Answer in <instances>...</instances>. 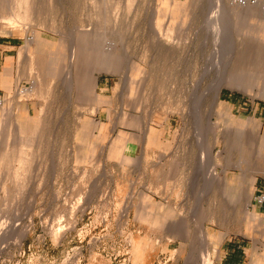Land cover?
Returning <instances> with one entry per match:
<instances>
[{
	"label": "rangeland",
	"instance_id": "obj_1",
	"mask_svg": "<svg viewBox=\"0 0 264 264\" xmlns=\"http://www.w3.org/2000/svg\"><path fill=\"white\" fill-rule=\"evenodd\" d=\"M12 4L0 0V53L12 61L11 89L0 87V264H221L227 239L243 264H264V16L220 20L213 0ZM215 31H234V60H221ZM222 69L260 73L221 92L247 121L212 110ZM253 171L243 213L235 201Z\"/></svg>",
	"mask_w": 264,
	"mask_h": 264
},
{
	"label": "bare ground",
	"instance_id": "obj_2",
	"mask_svg": "<svg viewBox=\"0 0 264 264\" xmlns=\"http://www.w3.org/2000/svg\"><path fill=\"white\" fill-rule=\"evenodd\" d=\"M214 1V4H215V7H217V9L219 10L220 12V15L222 14V16L220 18V20H225L227 19V16L230 14L232 16H239V17H244L245 18V21H244V25H251L252 23H255L258 21V18L260 16H264V2H260L258 0H254L252 2V0H237V1H234L233 5H231V8L229 10L226 11L225 7H224V2L223 0H213ZM7 3H8V6H9V9L12 10V7L14 6L12 3H13V0H7ZM210 3V2H209ZM179 4L180 3H175V10H173L172 12V18L175 19V20H178L180 21L181 20V13L182 11H180V7H179ZM202 4V3H201ZM232 4V3H231ZM219 14V13H218ZM31 14H28L25 16V18L31 16ZM229 15V16H230ZM223 17V19H221ZM19 18V17H18ZM191 18V17H190ZM11 19V18H10ZM13 19V18H12ZM17 19V18H16ZM231 19V18H230ZM225 21L221 22V23H225ZM173 22V21H172ZM29 23V22H28ZM239 23V22H238ZM29 25V24H28ZM230 25V24H229ZM35 26V25H34ZM45 26V25H44ZM41 27V26H40ZM29 28V27H28ZM46 28V27H45ZM172 28V27H171ZM231 28V27H230ZM29 30V29H28ZM229 30V29H228ZM85 31V30H83ZM211 32V31H210ZM213 32V31H212ZM216 34H218V36H220V42L222 44H225L227 45L228 48L226 49H222L221 52H220V58L221 60H223L226 56H228V58H230V60H234L235 56L236 55H233L231 52H232V49H233V44H234V39L232 38L233 36V32L234 31H215ZM237 33V32H236ZM104 34V33H103ZM240 35V34H239ZM68 36V35H67ZM32 38V37H31ZM30 38V39H31ZM33 38H34V35H33ZM37 39V41L40 43L42 42L41 38H39L38 36L35 37ZM43 38V37H42ZM219 38V37H218ZM90 39V38H89ZM95 39V38H94ZM257 40V39H256ZM261 41V40H259ZM44 42V41H43ZM32 43V42H31ZM30 43V44H31ZM46 44V43H44ZM89 44V43H88ZM72 47L71 48H74V44L72 43L71 44ZM105 46V45H104ZM30 48V47H29ZM32 48V47H31ZM105 48V47H104ZM87 49V48H86ZM231 51V52H228ZM26 51V49H25ZM72 52V49L70 50ZM86 51V50H85ZM70 52V53H71ZM103 52V51H102ZM100 52L98 57H99V63L104 66H107V67H111V61L114 59V57L116 56L114 51L112 50H107V47L105 48V52L102 53ZM26 53V52H25ZM34 53L32 52V55ZM72 54V53H71ZM47 56V55H46ZM59 56V55H58ZM71 57V56H70ZM46 58V57H45ZM237 59V58H236ZM55 60H56V57L52 55H50L49 57V63L51 64L50 66V69H51V74H56V70H57V66L55 67ZM220 60V61H221ZM62 58L60 57V68H61V64H62ZM222 62V61H221ZM250 62V61H249ZM225 63V62H224ZM227 63V62H226ZM229 63V62H228ZM231 63V62H230ZM134 64V62H133ZM220 64V63H219ZM135 65V64H134ZM132 65V66H134ZM137 65V64H136ZM224 66V64H223ZM72 66L70 65V68ZM136 67V66H135ZM226 67V66H225ZM223 68V67H222ZM226 69V68H225ZM133 70H138V68H133ZM223 70V69H222ZM71 71V70H70ZM94 72H92V75L90 77V81L92 83V86H95V80H94ZM231 76H229V73L226 71V70H223V71H220V76L218 79L214 80L211 85L209 86L210 88H207V93L210 95V98L211 100L213 101V107L212 110L213 111H216L219 113V115L221 117H223L224 121L225 122H230V123H234V122H244V121H247V120H241V119H238L232 112L231 108L226 106L224 103V101L221 99V92H222V89L225 88V87H239L241 80H246L247 82H253V80L255 81H258V79H251V80H248V79H245L243 77V75H252V76H259L260 73H258V71H248V70H245V71H242L239 73V77L238 78H235L234 76H232V74H230ZM261 77V76H260ZM243 78V79H242ZM259 78V77H258ZM45 79V78H44ZM262 80V79H261ZM38 82L39 80H33V88H35L37 85H38ZM259 83H261L262 87L260 88L259 92L264 94V80H262L261 82L258 81ZM239 84V85H238ZM8 87V86H7ZM240 88V87H239ZM31 89V88H30ZM29 89V91H30ZM28 91V90H27ZM24 92L26 91H21L20 93L23 94ZM93 94V93H91ZM205 96V94L203 95ZM202 96V97H203ZM94 97V100L97 104H100V101H101V98L98 96V95H95ZM193 97V96H192ZM201 97V98H202ZM28 98V97H27ZM197 100H199L197 98ZM198 113V112H197ZM245 118V117H244ZM220 119V118H219ZM26 121L27 123H33V121H31L30 119H27L26 118ZM219 121V120H218ZM252 121V120H250ZM241 122V123H242ZM216 123V122H215ZM257 125L260 124V121L257 120ZM216 125H218V123H216ZM27 130V128L25 129ZM202 131V130H201ZM202 136V140L203 142L204 141V136L203 134H201ZM0 138H2V136H0ZM121 138V137H120ZM23 150V149H22ZM23 152V151H22ZM19 153V152H18ZM24 154V152H23ZM223 154L222 152L220 151L217 156L218 158L221 157ZM259 155H261L262 158H264V153L263 152H260ZM19 156V155H18ZM24 156V155H22ZM24 158V157H23ZM21 159V158H20ZM220 159V158H219ZM259 173V171H253L252 173H250L247 177V188L243 191V193L238 197V199L235 201L237 202L235 208L242 211L243 213H248L249 210H250V206H251V199L253 197V192H254V188H255V183H256V180H257V174ZM228 175V169H225L224 170V178L222 180H224ZM245 177V176H244ZM243 178V177H242ZM246 178V177H245ZM246 180H244L246 182ZM242 181V179H241ZM243 181V182H244ZM223 182V181H222ZM221 182V183H222ZM227 186V185H226ZM247 215V214H246ZM3 227V228H2ZM5 230H4V226H1L0 227V237L1 235H3L2 233H4ZM218 251V249H217ZM206 254V253H205ZM207 256V255H205Z\"/></svg>",
	"mask_w": 264,
	"mask_h": 264
},
{
	"label": "crops",
	"instance_id": "obj_3",
	"mask_svg": "<svg viewBox=\"0 0 264 264\" xmlns=\"http://www.w3.org/2000/svg\"><path fill=\"white\" fill-rule=\"evenodd\" d=\"M11 59L10 56H4L3 52L0 53V87H4L7 90L11 89V84L9 82V76H10V70H11ZM8 86V87H7ZM96 95H98L96 93ZM99 96V95H98ZM100 97V96H99ZM104 125V123H102V120L100 118L99 122H98V127L101 128ZM105 127L107 125H104ZM114 135L117 141H115V145L118 147V128L116 129V131L114 132ZM262 186V185H261ZM259 210L261 213L264 214V203H262L259 206ZM262 221V219L260 220V222ZM261 225L263 224L262 222L260 223ZM229 239L224 241L223 244V255L221 257V264H230L229 262L232 261V259L235 258V255L240 251L242 252L244 247L241 244L236 243L235 245L229 243ZM228 242V243H227ZM244 253V251H243ZM239 264H243V258L240 261Z\"/></svg>",
	"mask_w": 264,
	"mask_h": 264
},
{
	"label": "trees",
	"instance_id": "obj_4",
	"mask_svg": "<svg viewBox=\"0 0 264 264\" xmlns=\"http://www.w3.org/2000/svg\"><path fill=\"white\" fill-rule=\"evenodd\" d=\"M233 245V244H232ZM243 251L242 252H238L236 255H235V258L234 259H232V261H230L229 263L230 264H239L240 263V261L242 260V258H243Z\"/></svg>",
	"mask_w": 264,
	"mask_h": 264
},
{
	"label": "built area",
	"instance_id": "obj_5",
	"mask_svg": "<svg viewBox=\"0 0 264 264\" xmlns=\"http://www.w3.org/2000/svg\"><path fill=\"white\" fill-rule=\"evenodd\" d=\"M260 202H261V203L264 202V195H262V198L260 199Z\"/></svg>",
	"mask_w": 264,
	"mask_h": 264
}]
</instances>
